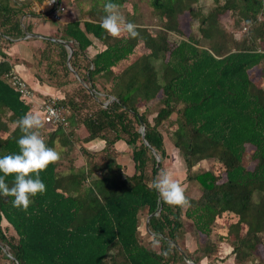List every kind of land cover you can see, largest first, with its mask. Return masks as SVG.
<instances>
[{
	"label": "trees",
	"instance_id": "trees-1",
	"mask_svg": "<svg viewBox=\"0 0 264 264\" xmlns=\"http://www.w3.org/2000/svg\"><path fill=\"white\" fill-rule=\"evenodd\" d=\"M197 1L149 0L162 29L152 35L137 27L135 38L110 36L100 27L105 15L100 8L99 21L66 22L60 28L66 43L59 37L47 39L41 53L33 54L38 81L67 89L59 103L69 108L68 125L49 124L46 145L52 146L55 135L70 145L82 125L87 134L81 141L104 140L106 159L86 170L89 176L103 167L100 177L87 179L96 188L90 189L88 200L61 190L65 175L57 171L59 161L40 173L46 191L30 197L27 211L14 207L12 197L0 195V264H200L203 258L212 264L208 257L214 252L213 264H219L227 258L216 254L219 241L231 246L233 264H264L258 255L259 246L264 247V86L251 74L258 66L264 83V0H211L206 8ZM30 3L0 0V156L19 152L22 133L16 121L31 108L5 76L17 59L4 51L32 33V23L23 20L27 11L49 14L28 10ZM185 11L197 32L172 45L167 34L184 33L180 19ZM225 12L238 16L230 24L242 31L238 37L220 26ZM89 34L105 44L92 58L85 55L92 43ZM137 40L148 52L133 49ZM120 62L127 65L118 71ZM99 77L110 83L108 88H97ZM74 79L84 85L79 81L82 95L77 88L73 93L85 101H100L95 111L79 112L80 101L71 94ZM154 99L158 107L149 119ZM163 131L186 166L181 185L199 189L196 196L185 194L189 204L184 211L163 203L149 187L168 154ZM119 144L130 149V161L123 166L115 160ZM247 145L253 147L250 168ZM81 149L93 161V153L84 145ZM208 158L214 159L210 168L192 170ZM119 170L126 171L124 177H116ZM87 173L74 176L85 180ZM5 179L11 186L13 177ZM185 219L194 225L199 247L187 250L181 245Z\"/></svg>",
	"mask_w": 264,
	"mask_h": 264
},
{
	"label": "rangeland",
	"instance_id": "rangeland-1",
	"mask_svg": "<svg viewBox=\"0 0 264 264\" xmlns=\"http://www.w3.org/2000/svg\"><path fill=\"white\" fill-rule=\"evenodd\" d=\"M105 2H106V0H74L73 4H76V6L79 8L78 13H80V11H82L81 9L83 8V6L84 7L90 6V7H92V9H99V11H100V8L103 9V5ZM197 3L202 4L206 8L209 4H211V0H198ZM116 4L119 6L118 7L119 13L122 16H124L126 21L135 24L139 28L145 29L148 33L153 35L156 33V31L162 29V26H160L161 20H160L159 16L156 15V12L152 8V6L150 5L149 0H120ZM69 8H70V6H69ZM100 14L101 13H98L97 16L99 17ZM183 17H182V19H180V27L183 29L184 35L183 34L180 35L178 33H175L174 31H169L167 34V41L172 45L176 44L179 39L187 37L189 35L190 31L192 33L197 32L196 23L191 24L189 22V19L192 18L191 13L185 11ZM220 18H221L220 19L221 20L220 26H222L223 29L227 33H234V36L238 37V35L242 31H238L239 29L236 30L230 26V24L234 23V21L238 18V16L233 15L230 12H225V13L220 15ZM124 35H127V33L122 34V36H124ZM133 49L136 52H148L145 45L140 40H137V43L135 44ZM36 53L39 54V53H41V51H38ZM53 54L55 57L56 54L54 52H53ZM133 58H134V56H132L130 58V60H132ZM126 65H127L126 62H120L118 64V66L116 67V69L118 71L120 69L122 70V68H124ZM258 68L259 67L257 66V67H254L253 69H251V74H252L255 82L260 83L262 86H264V83L259 78L260 77L259 76L260 70ZM99 78L96 80L97 88H101V87L103 88V85H105L108 88L110 83H107L106 81L104 82L101 77H99ZM79 81L82 82L80 79H78V81H76L74 79V83L72 84V87H74V88H71V92H72L71 94L76 96L75 97L76 101H80L79 103L81 104V108L79 109V112L81 114H84L86 112H93L96 110L97 105L99 104L100 101H97L96 103H95V101H93L91 99H90V101L89 100L85 101L84 99H81L80 96L76 95V93H73V91H75V89L77 88L80 95H82L81 94L82 92H80V90L78 89ZM82 84L84 85V82H82ZM77 90H76V92H77ZM90 92H93V90L91 89ZM57 95H59V94H57ZM66 95H64V97ZM60 96H63V95L61 94ZM97 96H104V95H102L98 92ZM65 99H67V97H65ZM110 99H111V97H109V99H107V101H104L103 104L105 102H108ZM157 107H158L157 99H154L152 102L149 103V109H148L149 112L147 114L149 119L152 117V115H154ZM36 109L39 110V112H40V108L38 107V105H37ZM143 109H144V106H142L140 108V111ZM31 113L36 114V115H41V112L40 113L31 112ZM172 117H174V115H172ZM13 126L14 125H10V129H14ZM48 126H49V124L44 123V127L39 129L40 135L42 136V138L44 140L48 138L47 134H48V132H50V129H48ZM164 127L165 126H163V128ZM163 130H166V129H163ZM75 132L77 135V139L75 141H72V143H70V145L63 144L59 140V136L55 135L53 137L51 147L54 148L60 154V159H59L60 163L58 164L57 171L60 172L61 175H65V177H64L65 179L63 180V184L61 185V190H63L64 192H69L70 190H73L81 199H87L88 200L90 198V196H88V194H90L89 193L90 189L95 191L96 188L92 184H90V182L87 179H88V177L93 178V179L100 177V172L103 169V167L97 166L98 170H96V168H94L92 171L89 172V176L87 173L88 171H86V170H87V168H90L92 165H94V167H96V162L98 164H102L103 161L106 159V156L104 157V155H102V152H101L102 149L96 150V148H92V150H90V151L87 149L90 153H93V156L91 157V159L93 161H88L87 156L85 155V153L81 149L82 145L85 146V142L81 141L82 137H84L87 134V132L83 128L82 125H79L77 127V129L75 130ZM2 134L5 135L4 137H6V132H2ZM16 134H17V132H15V135ZM163 135H164L165 146L167 148L168 154H167V156L164 157L163 160H161L162 161V169L169 171L173 175V177L181 184L180 180L186 174V166H185V164L182 160V157H181L180 153L178 152L177 148H175L172 145V143L170 142V140L168 138V133L166 131H163ZM66 148L68 149L67 153L64 152ZM252 148L253 147L251 145H247L246 162L248 163L249 168L251 167L250 166L251 165L250 152H251ZM129 153H130V149L127 150V153L125 156L127 161H130V159H128ZM67 159L68 160L72 159V160L68 161ZM213 162H214L213 158L201 160L192 167V170H194V171L206 170L212 166ZM66 165H68V166H66ZM213 169L216 170L217 168H213ZM83 172L87 173L85 180H79L78 177L74 176V174L79 175L80 173H83ZM120 175H121V177H123V175H124L123 171H121V170L118 171V174L116 177L120 178ZM182 187L185 189V194H187L188 196L193 197L199 193V189L197 188V186H195L193 184L191 186H186V184H182ZM96 195H97V197H99V194H96ZM91 197H94L92 195V193H91ZM185 207L186 206L182 207V211L185 210ZM81 216H84V215H81ZM221 221H223L222 218L219 220V222L217 221V223L215 225L218 226V224ZM140 223H141V229H143L142 217H140ZM184 223L186 226V230L189 231L190 234H196V232H194L195 227L190 222V220L185 219ZM220 233L221 234H219L217 232L219 237H220V235H221V237H223L224 234L222 232H220ZM224 238H225V235H224ZM196 239L199 240V237L197 234H196ZM215 239L216 238L214 237V240ZM200 241L201 240L196 242L197 247H199L198 244ZM221 242H223V241H219V243L217 244L218 248L216 249V252L220 253L221 250L223 252L222 248H224V249L226 248L227 244L221 243ZM182 243H183V241H182ZM181 245H183V244H181ZM230 248H231V246H230ZM225 252H226V249H225ZM214 254H215V252L213 254L209 255V257H208L212 264H213V260L215 259ZM258 255L260 256L259 258L263 260V258H264V247H262L261 245L258 248ZM229 256H230V260H232V257L234 260V254L230 253ZM5 262L7 264H11L8 260L7 261L5 260ZM220 262H222V261H220ZM233 262L234 261H232V264H233ZM224 264H231V262H229V263L226 262ZM258 264H261V263H258Z\"/></svg>",
	"mask_w": 264,
	"mask_h": 264
},
{
	"label": "clouds",
	"instance_id": "clouds-1",
	"mask_svg": "<svg viewBox=\"0 0 264 264\" xmlns=\"http://www.w3.org/2000/svg\"><path fill=\"white\" fill-rule=\"evenodd\" d=\"M118 5L112 0H106L103 5L104 16L100 27L113 38H119L123 33L135 38L138 35L137 26L126 21L119 13ZM258 52L260 50H257ZM22 135L17 140L19 152L0 156V195L12 197L14 207L27 211L31 204L30 197L43 194L45 183L40 179V173L50 164L60 159V154L54 148L48 147L40 135L39 129L44 122L39 115L27 113L16 121ZM12 176L11 186L6 177ZM149 187L155 189L163 203L170 206H187L188 199L185 189L167 170H161L149 182Z\"/></svg>",
	"mask_w": 264,
	"mask_h": 264
},
{
	"label": "crops",
	"instance_id": "crops-1",
	"mask_svg": "<svg viewBox=\"0 0 264 264\" xmlns=\"http://www.w3.org/2000/svg\"><path fill=\"white\" fill-rule=\"evenodd\" d=\"M59 1L63 5H65V11L62 13L60 20L55 21L49 15L47 16H44L42 14L39 16L32 15L29 13V11H27L26 14L23 16V20L24 22L32 23V33H29L27 36H24L16 40L13 44L10 45L9 48L4 50L12 58L17 59L14 60V66L12 70L16 74H18L21 78H23L28 83V85H30L31 88L33 89L35 96L33 103L31 104L29 113L31 112L40 113L39 110L36 109L40 101H42L44 98H47L49 96H55L60 99L62 97L60 96L62 92L67 90L66 87L63 90V88H58L50 84L49 82L38 81V79L34 75V67L32 64L33 54L45 48V40L47 39L57 40L58 37L59 40L60 37H62L60 28L66 22L73 20H80V21L90 20L93 22H97L100 19L97 16L98 13H101L98 9H92V7L90 6L89 7L83 6V8L81 9L82 11L78 13L79 8L76 6V4H73L74 0H59ZM29 9L31 11H34L35 14L45 12L46 11L45 0H41V1L31 0L28 10ZM89 38L92 40V43L86 48L85 55L88 58H92L97 52L105 48V44L99 38L92 36V34H89ZM60 40L63 43L65 41V40L63 41L62 39ZM103 146H104V140L98 138L90 140L85 143V148L88 149L89 151L92 150V148H96V150H101ZM127 150L128 148L123 144H119L116 147L117 154L115 155V160L117 163L122 164V166L124 164L129 163L125 158ZM122 170L124 171V168ZM123 173L125 174L126 171ZM196 242H197L196 234H190L189 231H187L184 235L182 246L187 250H189L195 247ZM221 243H226V242H221ZM226 244H227L225 248L226 252L224 248H222L223 252L222 250L220 253L217 252V255L219 254L218 255L219 257H225V256L227 257L222 262L219 261V264H224L226 262L228 263L231 262L232 264L233 258L232 260H230V256H229L231 248L230 245H228V243ZM207 262H208L207 258H203L200 261V264H207Z\"/></svg>",
	"mask_w": 264,
	"mask_h": 264
},
{
	"label": "built area",
	"instance_id": "built-area-1",
	"mask_svg": "<svg viewBox=\"0 0 264 264\" xmlns=\"http://www.w3.org/2000/svg\"><path fill=\"white\" fill-rule=\"evenodd\" d=\"M46 11H49V16L58 21L61 19L62 13L65 11V5L59 0H45ZM15 91L18 92L20 99L25 103H33L34 92L28 83L14 71H10L5 75ZM41 112V119L44 123L52 125L67 126V117L70 114L69 108L59 103V98L49 96L38 103Z\"/></svg>",
	"mask_w": 264,
	"mask_h": 264
},
{
	"label": "water",
	"instance_id": "water-1",
	"mask_svg": "<svg viewBox=\"0 0 264 264\" xmlns=\"http://www.w3.org/2000/svg\"><path fill=\"white\" fill-rule=\"evenodd\" d=\"M39 1H41V0H39ZM71 52H72V49L69 47V52H68V56H67V63L69 62V58L71 56ZM140 125H141V127L143 126L142 122H140ZM142 136H143V132H142ZM156 158L159 159L157 154H156Z\"/></svg>",
	"mask_w": 264,
	"mask_h": 264
}]
</instances>
